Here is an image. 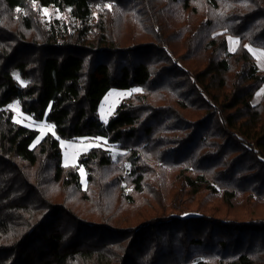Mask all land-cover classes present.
Instances as JSON below:
<instances>
[{
  "label": "trees",
  "instance_id": "16d2710c",
  "mask_svg": "<svg viewBox=\"0 0 264 264\" xmlns=\"http://www.w3.org/2000/svg\"><path fill=\"white\" fill-rule=\"evenodd\" d=\"M245 45L264 51V0H0V264H264V72ZM113 89L139 92L103 122ZM14 102L54 135L32 147ZM100 137L115 163L96 147L62 165L59 140ZM201 192L215 204L183 217Z\"/></svg>",
  "mask_w": 264,
  "mask_h": 264
},
{
  "label": "rangeland",
  "instance_id": "374dc122",
  "mask_svg": "<svg viewBox=\"0 0 264 264\" xmlns=\"http://www.w3.org/2000/svg\"><path fill=\"white\" fill-rule=\"evenodd\" d=\"M40 16L41 18H44L46 20L60 18V19H65L67 21L66 14L56 9L54 10L50 8L41 9ZM226 41H227V47H228L229 52H234L239 46V40L233 37L227 36ZM245 47L246 49L248 48L250 50V53L248 50L247 51L249 54H251V56L255 60V64L257 68H259L261 71L264 72V51L254 48V47L252 48L248 45H245ZM11 75L14 79L18 81L20 85L23 86L26 84V82L21 80V78L15 71H13ZM136 92H139V89H130L127 91L113 89L109 91L108 94L102 99V102L99 106L98 115L101 118V120L103 122H106L112 116L116 106L121 102V100L127 99L128 96ZM263 92H264V84L255 92L253 96L252 104L254 106L261 100ZM7 108L11 112H13L14 123L16 122L17 124L27 129H32L38 132V137L32 143L31 145L32 147H36L43 140V137L45 135L47 134L54 135L53 128L49 123H47L45 120H43L42 122H38V121H35L32 117L26 116L25 114L22 113L20 105L17 104L16 102L11 103ZM59 145L61 146V151H62V157H61L62 165L65 167L75 166L77 163L78 156L81 154H85L91 148H96V147L103 148L105 150L107 157L113 163H115L117 159L119 158V156L123 154V152L120 151L116 146L107 144L105 138L103 137L86 138V139L79 138V139H73L72 141L59 140ZM78 173H80V177H81V187L82 189H85L86 188L85 173H83L81 169H78ZM201 195H202V192L196 197H194L195 199L193 200V203L191 204L190 209H188V212L185 211V214L183 215V217H188L190 215L196 216L198 213H202V209L196 210V208L198 207L196 203H198L203 208H208L211 205L215 204L213 203L214 201H208V203H206L205 198L202 197ZM169 204H170V201L168 202L167 206ZM216 204H219V203L216 202ZM167 206H165V208ZM237 211L240 216H243L241 220H245L250 214L249 211H251L252 212L251 214H253L251 216H258L261 211L263 212V208L258 207V209H250V204H249L247 206L244 205L243 209H238Z\"/></svg>",
  "mask_w": 264,
  "mask_h": 264
},
{
  "label": "crops",
  "instance_id": "0c3cea01",
  "mask_svg": "<svg viewBox=\"0 0 264 264\" xmlns=\"http://www.w3.org/2000/svg\"><path fill=\"white\" fill-rule=\"evenodd\" d=\"M247 50L249 51V53H250V50L247 48Z\"/></svg>",
  "mask_w": 264,
  "mask_h": 264
},
{
  "label": "snow or ice",
  "instance_id": "6c2138e0",
  "mask_svg": "<svg viewBox=\"0 0 264 264\" xmlns=\"http://www.w3.org/2000/svg\"><path fill=\"white\" fill-rule=\"evenodd\" d=\"M18 11H19V9H18Z\"/></svg>",
  "mask_w": 264,
  "mask_h": 264
}]
</instances>
